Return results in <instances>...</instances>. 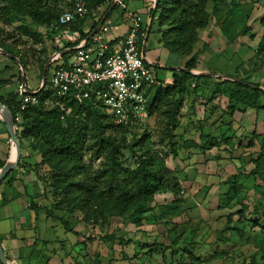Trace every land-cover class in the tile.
Returning a JSON list of instances; mask_svg holds the SVG:
<instances>
[{"label":"rangeland","instance_id":"rangeland-1","mask_svg":"<svg viewBox=\"0 0 264 264\" xmlns=\"http://www.w3.org/2000/svg\"><path fill=\"white\" fill-rule=\"evenodd\" d=\"M76 1L61 0L59 4L63 11H66L71 9ZM225 1L230 3L232 0ZM242 1L253 5L254 9L247 22V29L234 42L229 43L228 38L221 31L220 24L214 19L201 32L200 40L193 46L191 53L185 56L169 51L165 45L168 40H172L167 35L169 27L160 26L157 15L145 45L146 56L154 64L152 69L156 79L164 87L168 86L173 81L175 69L180 68V65L183 69L192 57H196L195 62L192 63V72L201 70L202 73L220 75L214 77L215 79L223 78L221 76L225 75L242 78L249 76L251 77L249 81L264 86V56H255L264 34V0ZM125 2L131 3L129 0ZM3 4H5L3 0H0V6ZM139 8L142 7H127V10L136 11ZM142 9L140 14L143 22L149 25L152 16L150 13H145L144 8ZM107 10V5L96 9L93 15L86 18L84 26L91 28L95 16L100 17ZM123 23L126 24V21L120 18L116 25ZM127 24L131 26V22L128 21ZM20 25H24L32 32H38L41 40L37 42L30 35L18 30ZM72 26L74 25L68 24L66 27L47 30L34 25L30 18L12 24L0 20V37L10 36L8 41L11 44L14 42L13 45L18 50L29 54L30 67L26 71V87L29 91L41 89L40 75L43 74L41 61L50 59L57 52L56 47L64 45L61 40L52 37L63 35V31H66V35H71L70 31L74 30L71 29ZM83 29L80 27V30ZM114 34L115 32L108 33L106 39ZM179 48L177 46V49ZM32 59L35 61L34 64L31 63ZM21 76V66L7 54L0 53V97L3 100L9 101L13 97L17 101L20 100ZM213 82L208 92L202 91L206 86L203 81L199 82L197 88L194 82L189 86L188 92L184 95L185 106L182 110L181 126L176 130L177 137L182 136L198 143L200 121H203L209 112L213 114L211 113L210 121L206 123V130L210 128L207 132L211 130L216 140L222 135L227 137L230 135L226 130L230 122L229 117L221 119L223 126L218 129L221 126L219 121L221 113L215 111L217 109L215 106L225 110L228 99L217 95L211 102L210 91L213 90V85L218 83ZM219 88L218 85L216 89ZM233 120V127L236 129L233 148L226 143L215 145L208 142L204 148L193 147L191 153L183 149L179 150L177 158H173L172 154L168 155V167L180 171L178 182L181 187L179 197L182 198V205L178 210L179 214L173 217L160 215L165 207L176 199L170 192L156 196L151 203L152 211L146 214L143 224L139 227L120 217H106L95 225L86 224L82 221L81 215H72L57 208L56 216L62 217L65 223L58 218L47 217V209H41L37 219L30 220L28 217V226L24 227L22 232L19 231L22 235L19 234L20 241L24 243L29 241V246L27 245L29 259L20 261V264H76V262L77 264H181V262L182 264H242L252 255L260 257V241L264 239V235L260 232L259 226L244 228L243 235L226 229L228 214H234V220L241 217L239 211L242 205L236 203V198L231 199L233 190L229 184L224 183L233 178L237 181V185H242V194L247 196L245 204L250 207L247 217L257 218L250 212L254 210L252 201L256 183V176L251 172L255 168L253 160L261 153V144L256 138L253 146H249V143L253 140L254 131L260 135V138H264V111L253 109L237 111L233 115ZM164 122L156 112L145 125L133 129L128 137L131 139L135 134L141 136L148 130L152 136L151 141L159 149L167 151L165 143L159 142V138L163 135ZM238 143L243 147L238 149ZM24 147L30 152L39 154L27 141ZM0 149L5 150L3 144ZM121 156L127 166L135 165V159L129 150H122ZM47 194L39 200V203L50 208L56 200L51 192ZM241 221L243 222L244 219L241 218ZM259 221L264 223V217L260 216ZM16 222L18 225L19 220ZM229 227H233V223L229 224ZM174 237L177 241L173 248ZM36 239L37 242L34 243ZM158 243L163 246H159ZM183 256H186L185 260Z\"/></svg>","mask_w":264,"mask_h":264},{"label":"trees","instance_id":"trees-1","mask_svg":"<svg viewBox=\"0 0 264 264\" xmlns=\"http://www.w3.org/2000/svg\"><path fill=\"white\" fill-rule=\"evenodd\" d=\"M60 1L3 0L5 4L0 6V20L12 24L30 18L37 27L53 30L60 27L58 20L64 12L60 7ZM83 1L93 12L105 5H107L108 10L111 9L115 0ZM119 5L117 4L112 11L117 9ZM253 9V5L242 0H232L230 3L225 0H158L157 6L154 8L153 5L149 13L153 16L152 25L158 15L160 26L167 25L169 27L167 35L172 40H168L165 44L169 51L185 56L191 53L193 46L200 40L201 32L214 19L220 24L221 31L228 38L229 43L234 42L247 29V22ZM87 17L70 23L74 25L71 29L81 32V38H86L90 34L80 30V27L83 29ZM100 21L101 19L94 22L90 32L96 29ZM17 29L30 35L37 42L41 40V35L38 32H32L24 25H20ZM147 29V23H143L140 33L147 34ZM232 29H238V31H231ZM10 38V36L0 37V49L4 50L14 62L20 61L27 71L30 67L29 54L26 51L18 50L13 45L14 42L11 44L8 41ZM52 38L54 39V36ZM145 38L140 40L141 47H143ZM80 41L69 43L63 47L57 46L56 51L61 52L66 48L74 47ZM177 46L180 48L177 49ZM69 54H63L62 57L67 59ZM255 56H264V34ZM195 60L196 57H192L181 71H175L171 84L164 87L159 82L150 90V118L157 112L165 121L163 135L159 138V142L165 143L166 148H168L167 151L159 149L151 141L152 136L148 130L141 136L135 134L129 139L128 135L132 133V129L114 125L103 107L92 100H84L83 102L75 99L67 100L66 107L71 108L68 115H65V112L56 103H52L50 106L37 105L22 112V122L17 125L21 144L24 146L25 141H27L32 149L41 156L39 163L31 165L42 186V192L29 199L28 209L31 214H34L35 219L38 217L39 210L47 209V217L64 221L62 217H57L55 214V210L60 208L69 214L81 215L82 221L86 224L95 225L106 217H120L139 227L143 224L146 214L152 211L151 203L156 196L168 192L173 193L176 199L167 205L160 215L173 217L179 214L178 210L182 205V198L179 197L181 187L178 182L180 171L178 169L171 170L168 167V155L172 154L173 158H177L179 150L183 149L190 152L193 147L203 146L204 148L208 142L215 143V145L226 143L233 148V140L236 136V129L233 127V115L237 111L244 112L248 109L264 111V91L259 89V87L264 88L262 84L249 81L251 79L249 76L242 78L226 75L240 80L239 82L224 78L215 79L202 74L194 75L191 71L193 70L192 63ZM32 61L31 63L34 64L35 61L33 59ZM48 61V58L41 61L42 73ZM47 79L48 72L45 86L40 91L45 94V97H50ZM40 80H43V74L40 75ZM202 81L206 84L203 87V92L210 90L209 86L213 81L218 82L213 85L214 88L210 91L212 94L211 102L217 95L228 99L227 110L215 106L217 108L215 111L221 113L219 120L221 126L218 129L223 126L221 119L229 117L230 122L226 130L230 132V135L228 137L222 135L219 140H216L211 130L207 132L210 128L206 130V123L210 121L213 114L209 112L208 116L200 121L199 142L196 143L192 139L177 137L176 130L181 126L185 93L188 92L192 82L196 84L195 88H197L199 82ZM218 85L220 88L216 89ZM0 102L7 105L14 115H17L20 110L21 101H17L14 97L9 101L0 97ZM63 115H65L64 119H62ZM0 123L5 127L1 119ZM5 133L8 134L6 129ZM255 138L260 140L261 153L253 160L255 168L251 174L256 176V183L252 201L254 210L250 212L255 214L257 218L249 219L247 217L250 207L245 204L247 196L242 194V185H237V181L233 178L224 183L229 184L233 190L231 199L236 198V203L242 205V209L239 211L241 217L234 220V214H228L226 229L240 232L242 235L245 233L244 228L248 226H259L260 232L264 235V223H259L260 216L264 217V138H260V135L254 131L253 140L249 146L254 145ZM241 147L243 145L238 143L237 148L240 149ZM122 150L130 151L135 159L133 167L127 166L123 161ZM188 156L190 157L189 153ZM25 158V156L21 157L17 167L0 183V188L15 180L13 176L17 170L24 166L22 162ZM4 165L5 162L0 161V170ZM48 192H51L56 200L50 208L43 206L36 200L39 197L44 198ZM230 194L231 192H229ZM241 218L244 219L243 222ZM28 222L29 220H26L23 225L28 224ZM64 222L66 223V221ZM231 223H233V227H229ZM0 241L3 242L1 238ZM176 241V238L172 240L173 248ZM158 244L163 246L161 243ZM259 250L260 257L252 255L242 264H264V239L260 241ZM4 252L10 261V256L5 249ZM185 259L186 256H183V260ZM194 259L200 261L198 258ZM0 264H2L1 261Z\"/></svg>","mask_w":264,"mask_h":264},{"label":"built area","instance_id":"built-area-1","mask_svg":"<svg viewBox=\"0 0 264 264\" xmlns=\"http://www.w3.org/2000/svg\"><path fill=\"white\" fill-rule=\"evenodd\" d=\"M91 14L85 2L78 0L74 7L60 15L58 26ZM128 17L131 26L121 44L111 45L106 41L108 33L118 30L117 25L108 21L89 40L68 49L67 60L62 57L64 51L56 52L50 60V65L54 66L48 68L50 97H45L41 91L29 93L21 88L20 110L14 115L16 126L22 122V112L37 105L56 103L68 115L71 108L66 107V102L70 99L96 102L116 126L133 130L145 125L150 118V90L159 80L153 73L154 64L142 52L140 40L146 37L145 33H140L143 18L136 13ZM45 82L41 83V89Z\"/></svg>","mask_w":264,"mask_h":264},{"label":"crops","instance_id":"crops-1","mask_svg":"<svg viewBox=\"0 0 264 264\" xmlns=\"http://www.w3.org/2000/svg\"><path fill=\"white\" fill-rule=\"evenodd\" d=\"M129 2L131 3L127 4L125 0L120 1L118 3L120 5L117 9L113 11L109 9L105 11L103 15H101L100 17L95 16V20L92 23L93 25L95 21H98L99 19L102 20L105 17V15H107L106 19L107 18L108 19L107 21L105 19L103 24H106L108 21H110L116 25V23L118 22V20H120V18H123V20L126 21V24L123 23L122 25H118V30L115 32L114 36L106 39V41L111 45L121 44L123 40L125 39V37L127 36L129 32V28H130V25L127 24L128 21L130 22L129 17H128L130 13H136L141 16L140 13L141 11H143L142 8L145 9V13H149L150 9L154 5V0H129ZM127 7H142V8H139V10H136V11H128ZM93 14H94V11L92 12L91 15ZM84 27L85 29H83V33H90L88 37L86 38H81V32L71 30L70 31L71 35H66L67 34L66 31H63V35H57L56 37H54V39H59V41L61 40V42L64 43V45H60L61 47L66 46L69 43L78 42L79 40L81 41L89 40L88 39L89 36L96 29L90 32L91 28L86 27V26ZM68 49L70 48H67L64 51ZM55 54L56 53H54L51 56V58ZM62 54H67V53L62 52ZM51 58L49 60H51ZM49 67H51V65ZM180 68H182V65H180ZM180 68H176L175 70L178 71ZM194 73H202V71L199 70ZM21 88L28 90L27 87L26 86L23 87L22 84H21ZM40 90L41 89L34 91V92H38ZM5 129L6 127H4L2 123H0V148L2 144L5 147L4 151L0 149V161H4L6 163L13 157L14 147L10 141L9 135L5 133ZM22 156L26 157L25 159H23V162H22L24 166H22L19 170L15 172L13 176L15 180L11 182L12 184L10 183L9 185H5L0 188V238L3 241L2 245L4 249L6 250L7 254L10 256V259H11L9 261L10 264H11V261H12V264H20V261L29 259L28 258L29 257L28 256V253H29V250H28L29 243L28 242L29 241H25V243H27L25 244L23 241H20L19 238H20L21 232L23 231V228L28 226L27 224L23 226V221L25 220V223H26V220H29L28 217L30 218V220L31 218L35 220L34 214H31L30 211L29 212L26 211L27 210L26 208H28L29 206V199L31 197H35L39 195L40 192H42L41 191L42 189L41 181L39 180L37 174L31 167V165H34L35 163L40 162L41 156L37 153L30 152L29 149H25L24 146H22ZM40 199H42V197L36 198L37 201H39ZM16 220H19L18 225L20 227L17 225ZM35 242H37V239L34 241V243Z\"/></svg>","mask_w":264,"mask_h":264},{"label":"water","instance_id":"water-1","mask_svg":"<svg viewBox=\"0 0 264 264\" xmlns=\"http://www.w3.org/2000/svg\"><path fill=\"white\" fill-rule=\"evenodd\" d=\"M122 0H115L112 7H111V10L114 9V7ZM157 3H158V0H155L154 1V8L157 6ZM107 15H105V17L101 20L99 26L96 28V30L94 32L91 33V35L89 36L88 39H90L97 31L98 29L100 28V26L103 24V22L105 21ZM152 19H153V16L151 17L150 19V23L148 25V29H147V34H146V38L144 40V43H143V47H142V52L145 54L146 53V48H145V45L148 41V37H149V34H150V31H151V25H152ZM0 53H3V54H7L4 50L0 49ZM64 53H69V50H66L64 51ZM18 64L21 66V71H22V86L25 87L26 86V71L23 67V65L20 63V61H18ZM49 64H50V60L47 62V64L45 65V68H44V71H43V82H45L46 80V77H47V70H48V67H49ZM180 71L182 70V68L179 69ZM192 74L194 75H207L209 77H218L220 75L218 74H213V73H194L191 71ZM223 77L224 79H229V80H237L240 82V80L238 79H234V78H231V77H228V76H221ZM252 87L255 88L254 85H252ZM259 89L263 90L264 91V88L262 87H259ZM27 92L29 93H32L31 91L29 90H26ZM0 118L1 120L3 121V123L5 124V127H6V130L8 132V135L10 137V141L14 147V152H13V157L7 161L5 163V165L1 168L0 170V183L7 177V175L17 167L18 163L20 162L21 160V157H22V144H21V141L19 139V136H18V132H17V126H16V123H15V120H14V114L12 113L11 109L3 104L2 102H0ZM0 261L2 264H10L9 260L7 259L6 257V254L4 252V248L2 246V243L0 241Z\"/></svg>","mask_w":264,"mask_h":264}]
</instances>
